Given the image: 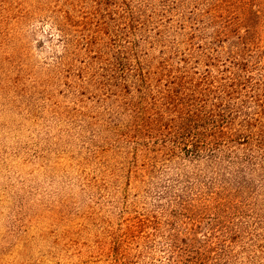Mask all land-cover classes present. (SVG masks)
I'll return each instance as SVG.
<instances>
[{
  "label": "trees",
  "instance_id": "16d2710c",
  "mask_svg": "<svg viewBox=\"0 0 264 264\" xmlns=\"http://www.w3.org/2000/svg\"><path fill=\"white\" fill-rule=\"evenodd\" d=\"M134 1L66 0L55 28L72 57L68 84L115 100L105 130L160 191L159 208L138 217L137 254L263 264L264 45L252 24L262 11L239 19L217 6L214 36L191 26L184 52V41L151 38L148 6ZM156 42L166 43L160 56L145 48Z\"/></svg>",
  "mask_w": 264,
  "mask_h": 264
},
{
  "label": "rangeland",
  "instance_id": "374dc122",
  "mask_svg": "<svg viewBox=\"0 0 264 264\" xmlns=\"http://www.w3.org/2000/svg\"><path fill=\"white\" fill-rule=\"evenodd\" d=\"M142 2L151 38L184 41V52L191 26L214 36L217 6L239 19L264 14V0ZM65 4L0 0V264H160V252L137 254L138 217L159 208L160 191L105 130L115 100L68 84L72 57L55 28ZM262 14L250 12L264 45ZM160 43L145 48L160 56Z\"/></svg>",
  "mask_w": 264,
  "mask_h": 264
}]
</instances>
